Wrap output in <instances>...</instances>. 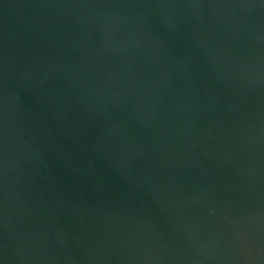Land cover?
Here are the masks:
<instances>
[{"label": "water", "instance_id": "1", "mask_svg": "<svg viewBox=\"0 0 264 264\" xmlns=\"http://www.w3.org/2000/svg\"><path fill=\"white\" fill-rule=\"evenodd\" d=\"M0 264H264V0H0Z\"/></svg>", "mask_w": 264, "mask_h": 264}]
</instances>
